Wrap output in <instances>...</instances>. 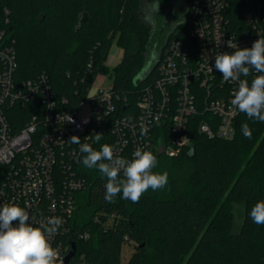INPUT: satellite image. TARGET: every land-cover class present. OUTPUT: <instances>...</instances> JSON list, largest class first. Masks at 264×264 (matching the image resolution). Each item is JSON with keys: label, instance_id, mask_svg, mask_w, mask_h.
<instances>
[{"label": "trees", "instance_id": "obj_1", "mask_svg": "<svg viewBox=\"0 0 264 264\" xmlns=\"http://www.w3.org/2000/svg\"><path fill=\"white\" fill-rule=\"evenodd\" d=\"M143 1L0 0V31L16 41L17 82L46 73L57 101L75 106L98 73H110L122 100L126 95L132 107L156 67L144 72L145 79L135 84L133 79L145 66L151 68L181 33L177 23L165 24L156 34ZM147 1L165 5L174 0ZM85 10L88 17L80 25ZM116 37L123 56L111 71L106 62ZM12 109L18 127L34 113L32 104ZM121 109L126 112L124 105ZM245 123L251 139L242 133ZM235 124L232 138H208L194 131L191 147L173 157L156 155L153 171L166 172L168 183L149 189L138 203L120 195L115 203L106 202V178L83 165L80 171L88 185L75 194L69 243L76 245V254L70 264H264V225L249 215L264 201V122L241 115ZM3 179L0 167V184ZM238 202L245 204V216L241 231L233 233L232 207ZM107 214L113 215L111 227L94 220L96 215L106 220ZM86 230L89 237L80 238ZM126 242L133 253L123 262Z\"/></svg>", "mask_w": 264, "mask_h": 264}, {"label": "built area", "instance_id": "obj_2", "mask_svg": "<svg viewBox=\"0 0 264 264\" xmlns=\"http://www.w3.org/2000/svg\"><path fill=\"white\" fill-rule=\"evenodd\" d=\"M184 2L181 33L159 56L155 75L139 88L137 103L132 107L126 95L122 100L113 80L92 88L96 78L105 80L107 73L95 76L86 96L75 106L57 101L46 73L18 83L16 41L5 30L0 31V167L4 175L0 205L16 203L23 207L34 226L51 217L60 218L62 224L51 243L63 264L72 248L69 239L75 194L88 185L80 171L84 154L79 151L80 145L69 141L73 135L95 150L108 144L115 155L126 159L133 158L137 147L155 156L173 157L193 145L194 131L208 138H232L236 119L246 115L231 104L238 82H225L215 70L214 60L220 53L235 51L226 44L230 39L240 48L264 39V0ZM147 75L143 73L136 80ZM255 75L252 71L241 79L250 83ZM86 102L91 107L88 118L79 115V108ZM27 104H32L34 113L18 127L13 123L12 108ZM65 114L75 122H68ZM141 123L148 127L144 137L140 136ZM95 133L103 134L99 143L85 139ZM94 220L104 227L114 225L112 214H107L106 220L96 215ZM89 235L86 230L79 237Z\"/></svg>", "mask_w": 264, "mask_h": 264}, {"label": "clouds", "instance_id": "obj_3", "mask_svg": "<svg viewBox=\"0 0 264 264\" xmlns=\"http://www.w3.org/2000/svg\"><path fill=\"white\" fill-rule=\"evenodd\" d=\"M226 44L235 51L216 55L214 68L225 82H238V90L234 92L231 104L249 119L264 122V39L259 38L246 48H240L232 39ZM212 70L213 67L209 68V71ZM252 71L257 75L250 83L247 79H241V76L248 77ZM64 118L70 123L75 122L67 114ZM147 132L148 127L141 123L140 136H146ZM242 133L251 139L252 132L247 123L242 125ZM102 136V133H95L85 139H94L99 143ZM69 141L80 145L79 151L84 154L82 164L89 169H98L106 178L104 199L108 203H115L118 195L138 203L149 189L160 190L168 183L166 172L153 171L157 158L150 151L137 147L133 158L126 159L115 155L113 147L108 144L95 150L89 143L81 144L76 135ZM249 215L254 223L264 225V201H258ZM30 219L29 212L16 203L0 205V264H63L51 243L58 234L62 220L51 217L46 223L34 226Z\"/></svg>", "mask_w": 264, "mask_h": 264}, {"label": "rangeland", "instance_id": "obj_4", "mask_svg": "<svg viewBox=\"0 0 264 264\" xmlns=\"http://www.w3.org/2000/svg\"><path fill=\"white\" fill-rule=\"evenodd\" d=\"M185 2L184 0H174L169 2L168 4L154 3L148 2L147 0L143 1V11L147 15V17L152 19L153 27L155 33H160V30L165 24L168 26H173L179 23L183 19L184 15ZM153 51H157L158 49H154ZM155 53L157 56L158 53ZM123 56V48L119 45L117 41V37L112 41L111 49L107 58V65L110 67L111 71L114 69L116 64H118ZM150 61V60H149ZM110 73H107L106 79L103 80L100 77H97L93 82L92 88H99L105 85H108L112 82L113 77L110 76ZM79 115L82 117H90L91 115V107L88 102L81 105L79 108ZM234 211V220L232 225V232L239 233L241 231V227L244 221L245 216V204L242 202L235 203L232 207ZM133 253V246L130 242H126L123 245L122 249V260L123 262H127Z\"/></svg>", "mask_w": 264, "mask_h": 264}, {"label": "water", "instance_id": "obj_5", "mask_svg": "<svg viewBox=\"0 0 264 264\" xmlns=\"http://www.w3.org/2000/svg\"><path fill=\"white\" fill-rule=\"evenodd\" d=\"M87 17H88V13H87V11L85 10L84 13L82 14V18H81V21H80V25H81L82 23H84V22L87 20ZM158 62H159V59L156 60V62L154 63V65H153L151 68H150L148 65L145 66V67L142 69V71L138 74V76H137L136 78L140 77V76H141L145 71H147V70L149 71L148 73H150L151 70H152L154 67L157 66ZM75 254H76V245L73 244L71 250L69 251V253L67 254V256H66V258H65V262H66V264H68V263L71 261V259L75 256Z\"/></svg>", "mask_w": 264, "mask_h": 264}]
</instances>
